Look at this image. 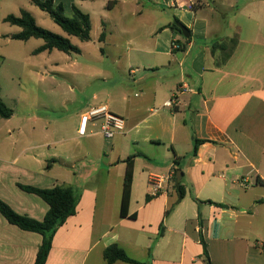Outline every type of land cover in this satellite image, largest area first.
<instances>
[{"label": "crops", "instance_id": "obj_1", "mask_svg": "<svg viewBox=\"0 0 264 264\" xmlns=\"http://www.w3.org/2000/svg\"><path fill=\"white\" fill-rule=\"evenodd\" d=\"M31 1L0 0V44L18 41L12 36L22 28L5 18L28 11ZM145 2L154 8H145ZM55 3L69 11L76 0ZM165 6L173 9L172 17L161 26L156 22L148 40L126 50L120 45L123 51L112 55L119 81L95 92L77 115V133L91 147L84 156L30 155L32 148L50 143L31 146L25 137L14 139L12 118H2L0 198L40 221L48 204L19 184L71 187L78 199L77 213L56 233L46 264H107L104 251L115 243L140 264H206L202 238L212 264H264V0H109L107 9L124 7L142 17ZM177 18L189 38L163 28ZM234 38L235 49L221 64ZM101 43L109 45L106 39ZM216 43L227 50L213 52ZM43 44L32 54L53 53L34 54ZM173 97L179 103L166 107ZM100 106L125 120V130L110 143L100 142L102 119L82 122ZM197 140L203 142L194 154ZM130 156H135L134 177L124 218ZM179 171L181 180H174ZM156 177L164 180L159 194ZM179 186L186 192L180 201ZM42 242V235L21 230L0 213V264H34Z\"/></svg>", "mask_w": 264, "mask_h": 264}, {"label": "rangeland", "instance_id": "obj_2", "mask_svg": "<svg viewBox=\"0 0 264 264\" xmlns=\"http://www.w3.org/2000/svg\"><path fill=\"white\" fill-rule=\"evenodd\" d=\"M108 1L76 0V5L91 17V40L87 42H82L77 37H69L46 12L32 1L29 4L28 11L39 26L69 38L74 45L81 48V54L54 50L51 54L38 57L32 51L43 40L36 38L28 42L12 41L0 44V96L14 111L8 125L14 130V139L23 140L21 138L25 137L31 146L50 143V148H32L30 155L46 151L84 156L91 147L88 139H81L77 133L81 121L77 115L85 110L87 102L95 92L106 87L108 82L113 85L114 80L119 81L120 71L115 68L117 66H114L112 55L123 51L122 47L126 50L133 43L148 40L152 26L156 22L159 26L163 25L174 13L173 9L165 6L155 9L156 14L132 16L124 7L122 10L110 12L107 9ZM144 5L145 8H154L150 2H145ZM66 15L72 17V10L66 11ZM104 22L107 23L108 32ZM104 30L106 42L109 44L105 47L99 41ZM114 45H117L116 49L112 48ZM109 78L113 79L108 80ZM26 121L28 122L22 128V123ZM1 122L4 125L6 121L0 117V127ZM19 127L21 130H18ZM68 137L72 140L59 145L51 144ZM100 140L101 143H110L113 139L106 138L102 133ZM96 150L97 147L93 146V151ZM48 163L47 161L44 166L47 167ZM57 170L58 167H55L54 171Z\"/></svg>", "mask_w": 264, "mask_h": 264}, {"label": "trees", "instance_id": "obj_3", "mask_svg": "<svg viewBox=\"0 0 264 264\" xmlns=\"http://www.w3.org/2000/svg\"><path fill=\"white\" fill-rule=\"evenodd\" d=\"M32 3L42 11L46 12L53 21L59 25L62 30L69 37H77L82 42L91 40L92 23L89 14L83 12L77 5H72V17L66 15L65 7L63 4H56L55 0H32ZM110 7V6H109ZM5 22L22 28V31L12 36L13 40L28 41L32 38L42 39L44 44L34 51V54H40L42 52L59 50L61 52L71 54H81V49L74 45L69 38L63 37L56 33H53L41 26H39L33 17V15L27 11L22 10L20 16L9 15L5 18ZM178 25L184 26L178 19H175L173 23L166 25L163 28L171 29L173 32L182 33ZM162 28V29H163ZM106 37V30H104L100 36L99 41L103 42ZM237 39L230 41V48L227 50V46L223 43H216L213 46V52L217 49L227 50L222 55V63H225L232 52L235 49ZM177 45V42L174 43ZM178 46L177 49H179ZM220 64V65H221ZM1 93V90H0ZM14 115V111L7 106L0 96V117L4 119H10ZM203 141L197 140L194 154L197 153L198 145ZM135 156H130L127 160V169L124 179V190L121 202V216H129L130 198L133 184V164ZM177 163V160H176ZM177 174H174V180H176ZM19 187L30 194L37 195L49 206V210L43 220H36L26 215L17 213L9 204L0 198V213L7 219V221L20 228L21 230L38 233L43 236V242L38 249L36 260L34 264H46L52 250L53 240L58 230L67 222V220L76 215L78 199L71 187L56 186L54 188H38L29 185L19 184ZM179 201L185 197V188L179 186L178 188ZM153 198L147 196V199ZM207 203H213L207 201ZM221 205V204H220ZM223 206V205H222ZM170 210L167 212L169 213ZM132 219H136V214L130 216ZM202 245L204 248V260L206 264H212L210 255L207 249V244L202 238ZM104 258L107 264H114L118 261L129 264H140L138 261L132 259L125 249L118 244H112L108 246L104 251Z\"/></svg>", "mask_w": 264, "mask_h": 264}, {"label": "built area", "instance_id": "obj_4", "mask_svg": "<svg viewBox=\"0 0 264 264\" xmlns=\"http://www.w3.org/2000/svg\"><path fill=\"white\" fill-rule=\"evenodd\" d=\"M179 103L177 97H173L172 99L168 100L164 105L166 107L174 108ZM102 119V127L101 131L104 134V136L108 139H112L117 133L123 132L125 130V120L113 114L106 106H100L97 108L91 109L88 113H86L83 118L82 122L83 125L87 124V122L92 120H98ZM81 134L85 133V127L82 126L81 128ZM168 178H165V180H168ZM164 180L156 177L154 178V188L156 190V194L160 193V190L162 188V183Z\"/></svg>", "mask_w": 264, "mask_h": 264}, {"label": "water", "instance_id": "obj_5", "mask_svg": "<svg viewBox=\"0 0 264 264\" xmlns=\"http://www.w3.org/2000/svg\"><path fill=\"white\" fill-rule=\"evenodd\" d=\"M179 28L182 31V34L186 37L189 38L190 37V32L188 30V28H186V26H182V25H178ZM182 177V172L179 171L178 175H177V179L180 181Z\"/></svg>", "mask_w": 264, "mask_h": 264}]
</instances>
